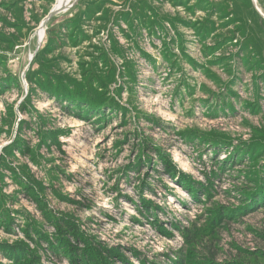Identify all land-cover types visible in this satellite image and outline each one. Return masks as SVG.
Masks as SVG:
<instances>
[{
  "label": "rangeland",
  "instance_id": "1",
  "mask_svg": "<svg viewBox=\"0 0 264 264\" xmlns=\"http://www.w3.org/2000/svg\"><path fill=\"white\" fill-rule=\"evenodd\" d=\"M75 1L0 0V264H264V0Z\"/></svg>",
  "mask_w": 264,
  "mask_h": 264
},
{
  "label": "crops",
  "instance_id": "2",
  "mask_svg": "<svg viewBox=\"0 0 264 264\" xmlns=\"http://www.w3.org/2000/svg\"><path fill=\"white\" fill-rule=\"evenodd\" d=\"M39 1L42 2V1H44V0H39ZM63 1H64V0H61V1L59 2V4H60V3H63ZM77 1H78V0H76L75 3H77ZM71 2H72V0H71ZM71 2H70V4H69L68 6L65 7L64 10H59L56 14H54V15L49 19V21L47 22V24L45 25V27L48 25V23H49L51 20H53L54 18H56V17L59 16L60 14H63L65 11H67L69 8H71V7H72ZM57 3H58V0H57V2H56V5H55L52 9H50L49 6H47L48 8H46V9H47L46 14H44L43 16H39V15H38L39 19L36 21L35 24L40 23V25H41V23H43L44 20L49 16V14L51 13V11L57 7V5H58ZM75 3H74V4H75ZM33 5H34V4H33ZM42 5L45 6L44 4H42ZM61 7H62V6H61ZM43 8H44V7H43ZM10 10L15 11L16 8L13 7L12 9H9L8 12H10ZM17 10H18V9H17ZM43 12H44V10H42V13H43ZM37 14H38V13L36 12V15H37ZM67 18H68V17L64 18L63 20H65V19H67ZM63 20H62V21H63ZM62 21H60V22H62ZM35 52H36V51H35ZM35 52H34L33 54H35Z\"/></svg>",
  "mask_w": 264,
  "mask_h": 264
},
{
  "label": "water",
  "instance_id": "3",
  "mask_svg": "<svg viewBox=\"0 0 264 264\" xmlns=\"http://www.w3.org/2000/svg\"><path fill=\"white\" fill-rule=\"evenodd\" d=\"M255 6H257V5L255 4ZM64 9H65V7L55 8V9H53V10L51 11V13L49 14V16H48V17L44 20V22L42 23L41 28H44V29H45V25L47 24V22L49 21V19H50L54 14H56L59 10H64ZM40 45H41V42H38V48L40 47ZM38 48H37L35 54L32 55L31 61H30V63H29V65H28V67H27L26 70H28V69L30 68L31 63H32L33 59L35 58V56H36V54H37V52H38Z\"/></svg>",
  "mask_w": 264,
  "mask_h": 264
},
{
  "label": "trees",
  "instance_id": "4",
  "mask_svg": "<svg viewBox=\"0 0 264 264\" xmlns=\"http://www.w3.org/2000/svg\"><path fill=\"white\" fill-rule=\"evenodd\" d=\"M258 3H259V0H258ZM260 4H261V1H260ZM75 21L76 20L74 18H67V19L63 20L62 22H60V24H61L60 26H61V28H65L66 29V28H69V24L70 23H73ZM36 57H37V55H36Z\"/></svg>",
  "mask_w": 264,
  "mask_h": 264
},
{
  "label": "bare ground",
  "instance_id": "5",
  "mask_svg": "<svg viewBox=\"0 0 264 264\" xmlns=\"http://www.w3.org/2000/svg\"><path fill=\"white\" fill-rule=\"evenodd\" d=\"M61 6H62V4H59L56 8H61ZM49 106H50L49 102H44V104H42L43 108H48ZM175 187H176L175 188L176 190H178L180 193H183L180 187H177L176 185H175ZM173 206L175 209L179 208V205L174 204Z\"/></svg>",
  "mask_w": 264,
  "mask_h": 264
}]
</instances>
